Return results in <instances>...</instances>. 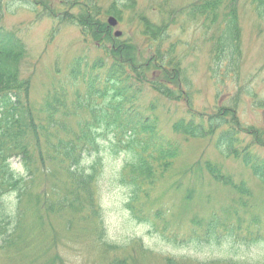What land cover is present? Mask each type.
I'll list each match as a JSON object with an SVG mask.
<instances>
[{"label":"trees","instance_id":"obj_1","mask_svg":"<svg viewBox=\"0 0 264 264\" xmlns=\"http://www.w3.org/2000/svg\"><path fill=\"white\" fill-rule=\"evenodd\" d=\"M4 1L0 7L21 2L37 21L49 19L56 28L78 27L83 39L95 42L106 56L74 59L67 83L47 90L34 106L30 81L20 75L25 43L0 24V254L7 262L64 264L62 250L89 239L100 248L94 264H140L138 258L147 252L143 247L141 254L127 255L106 240L98 202L105 157L121 160L117 180L129 191L126 210L133 220L153 225L155 231V223L164 222L159 234L169 245L197 250L217 242L223 222L211 219L203 234L166 233L164 211L144 207L157 178L181 153L182 146L165 133L159 113H169L172 105L184 106L171 122L172 134L212 140L264 185V159L252 150L264 148V129L241 117L244 99L239 97L247 93L219 91L210 108H196L182 65L185 55L182 59L178 53L187 46L181 36L188 24L200 27L211 45L210 78L218 83L231 78L238 85L239 0H197L158 12L157 21L140 16L133 39L115 38L105 22L110 15L123 22L124 9L135 7L133 0L113 1L106 10L101 0ZM250 3L264 19V0ZM176 30L180 33L175 36ZM256 107L264 108V102ZM11 160H18L22 170H15ZM204 166L215 182L249 196L243 182L236 184L210 162ZM245 230L229 229L232 247L264 243V229ZM236 251L207 263L164 257L162 264H248ZM257 264H264V257Z\"/></svg>","mask_w":264,"mask_h":264},{"label":"rangeland","instance_id":"obj_2","mask_svg":"<svg viewBox=\"0 0 264 264\" xmlns=\"http://www.w3.org/2000/svg\"><path fill=\"white\" fill-rule=\"evenodd\" d=\"M6 0L4 2H8ZM113 1L101 0L106 10ZM135 7L124 9L123 22L113 28L112 32H122V37L133 39L137 18L146 16L158 20V12L164 9L184 8L197 0H133ZM21 2L15 5L1 4L0 24L13 31L25 43L26 56L20 63L21 78L30 81L31 103L37 106L47 90L67 83L69 67L76 58L85 57L88 61L104 57L103 50L96 49L95 42L83 39L80 29L66 25L56 28L55 24L44 19L37 21L34 13ZM237 21L240 32L241 69L237 83L231 78L218 83L210 78L208 64L210 61V43L200 27L188 24L187 33L181 39L187 46L179 48L183 59L182 65L187 69L186 78L194 106L199 109L210 108L216 103L217 93H234L235 89L247 94H240L242 102V120L264 129V108L256 107L264 102V19L259 16L250 0H239L236 5ZM111 16V15H110ZM110 17H105V22ZM116 19V18H115ZM180 32L176 30L174 35ZM105 46L108 45L105 43ZM106 57V56H105ZM218 89V92L216 91ZM183 104L171 106L169 113L159 110L163 129L181 145V153L173 162L171 169L158 177L155 186L146 201L145 209L164 211L163 219L168 225L166 233L185 234L197 231L203 234L205 226L212 220L224 223L219 226L218 241L207 242L201 249L173 246L162 240L160 231L164 222L157 221L154 226L138 223L126 210L129 191L120 185L117 173L121 160L104 158L103 172L98 186V202L103 214L102 225L107 243L121 247L119 253L133 252L141 254L140 264H162L164 257L187 259L192 262L207 263L232 255L235 250L239 257L248 264L260 263L264 257V243L243 245L241 242L232 247L229 229H237L245 234V229H264V185L240 161L234 160L217 150L208 138L185 139L171 133V122L179 117ZM177 109V112H176ZM177 113V115H175ZM255 128V127H254ZM254 153L264 159V148L253 147ZM216 165L222 175L232 177L236 184L243 182L250 192L249 196L237 194L231 187L215 182L207 172L204 163ZM12 167L21 171L18 160H11ZM98 236L93 237V242ZM84 247V248H81ZM100 248L89 239L67 246L62 250L64 264H94ZM97 256V258H96ZM229 258V257H227ZM0 264H13L0 254Z\"/></svg>","mask_w":264,"mask_h":264},{"label":"water","instance_id":"obj_3","mask_svg":"<svg viewBox=\"0 0 264 264\" xmlns=\"http://www.w3.org/2000/svg\"><path fill=\"white\" fill-rule=\"evenodd\" d=\"M107 23H108L109 27L114 28L117 25V20L113 16H110V18L108 19ZM121 35H122V32H120V31L114 32V37L115 38H119V37H121Z\"/></svg>","mask_w":264,"mask_h":264}]
</instances>
